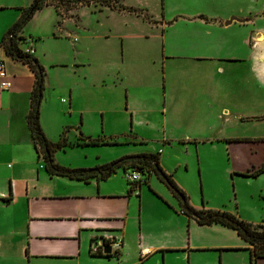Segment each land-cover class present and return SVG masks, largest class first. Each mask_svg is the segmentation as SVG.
<instances>
[{"label": "crops", "instance_id": "0c3cea01", "mask_svg": "<svg viewBox=\"0 0 264 264\" xmlns=\"http://www.w3.org/2000/svg\"><path fill=\"white\" fill-rule=\"evenodd\" d=\"M31 2L32 0H0V42L4 33L18 19L21 10L27 8ZM234 6L219 5L212 0H198L189 8H171L168 10L171 14L168 19L164 18L161 9L158 19L150 17L155 21L154 24H148L138 16L107 7L89 6L105 11L103 22L106 26L102 37L119 41L114 56L109 54L108 57V52L103 50L94 58L82 55L88 43L85 42L88 39L87 31L82 22L75 20L72 15L81 7L67 11L70 12L67 16L58 14L52 6H44L34 12L17 35L32 39L31 56L44 67L43 85L47 89H59L55 94L56 100L61 95L67 98L65 111H61L62 118L55 114L47 120L43 114L39 118V125L45 138L51 142L58 140L66 127H71L70 131L74 137V141L70 142L68 130L66 131L65 137L69 145L54 153L55 162L65 166L58 154L70 148L129 144L103 134L92 137L83 131L85 115L86 119H101L99 128L103 130V119L107 113H111L107 107L108 92L118 94L117 103L121 107L118 112H123L124 116L127 115L131 120L139 113L149 114L158 110L167 113L166 73L168 69L176 66H167L166 61L181 58L174 53H168L169 48L178 42L182 41V48L172 51L182 54V110L176 111L174 107L169 106L171 116H179L182 113V118L193 119L202 117L203 108L208 109V112L217 111L216 107L212 106L211 93L218 87L219 76L227 79L233 74L232 69H225L221 65L222 62L248 61L252 66L258 65L264 75V67L256 62L261 48L252 50L248 46L253 34L257 36L264 31L245 30L247 23L252 21L250 9L247 7L243 11L235 10ZM43 11L48 14H40ZM230 16H236L243 22L225 25ZM67 18L73 19L72 26ZM137 19L141 24H145L146 31L139 32L133 27ZM41 23H46L43 27L47 36L60 40L68 38L71 41V46L65 44V61H52L48 62L47 66L44 65L38 54V40L42 38L39 31ZM236 24L241 28L238 33L229 30ZM167 29L172 30L168 32ZM148 39H155L157 42L156 57L152 65H160L163 77V105L160 109L153 102H150L148 107L140 106L146 104L140 101L143 97L140 91L150 86L147 84L146 74L140 70V60H146L149 56ZM18 47L23 51L25 45L19 44ZM78 52L83 58L76 55ZM0 60L3 61L9 83L7 90L0 89V264H145L151 259L156 264H164L166 255L182 257V253L185 254L188 264L191 253L213 255L211 264H249L248 244L233 230L219 224L201 226L187 218L188 230L183 243L182 227L179 226L167 233L166 240L149 243L148 238L142 234L141 225L136 228L134 221L127 222V218L131 217H128V212L125 211L134 197L140 206V186L132 190L127 188L124 194L105 191L103 188V182L115 176L118 169L102 181L92 179L81 182L47 175L25 122L34 82L33 73L25 65L5 57L1 46ZM116 63L118 66L111 68L110 72L117 70L120 78L117 83L111 82L108 85L106 69ZM46 67L52 74L46 72ZM246 79L242 81L243 85L246 81L249 83ZM153 89L155 90V86ZM72 116L78 117V122H73ZM79 134L90 139H101L103 143L77 145ZM131 137L136 138L134 135ZM189 142L187 139L186 144ZM191 142L194 145L199 144L195 140ZM143 143L144 141L139 139L131 144ZM247 164L231 165L228 173L232 185L235 183L234 177H245L239 174L258 167H246ZM122 173L124 174V171ZM153 176L161 183L155 175ZM255 178L260 179L258 184L261 186L264 173ZM176 185L179 186L177 183ZM165 193L177 204L168 190ZM166 211L174 217L183 215L180 210L170 205ZM138 221L140 213L137 215V223ZM114 241L119 242L116 249L118 255L115 257L112 254L115 248L111 245ZM104 246L110 249L108 257L98 253ZM93 250L97 252L93 253ZM256 264H264V260L258 259Z\"/></svg>", "mask_w": 264, "mask_h": 264}, {"label": "rangeland", "instance_id": "374dc122", "mask_svg": "<svg viewBox=\"0 0 264 264\" xmlns=\"http://www.w3.org/2000/svg\"><path fill=\"white\" fill-rule=\"evenodd\" d=\"M117 1L123 6L145 11L152 19L159 18L161 9H163L164 18L168 19L171 16L168 10L171 8L182 7L185 9L189 8L194 2H198V0ZM212 1L224 6L235 5V10L243 11L248 7L252 21L247 23L245 30L262 29L264 31V0ZM97 6L98 4L95 5V7ZM98 9L81 7L72 13L75 20L81 21L83 28L87 31L88 39L85 42L88 43L82 55L86 57L90 55L94 58L104 50L108 52V57L109 54L114 56L116 44L118 45L119 41L102 37L106 26V23L103 22L105 11ZM59 10L64 11L63 7H60ZM69 13L63 12L66 16ZM182 13L184 12L182 11ZM40 14L46 15L48 12L43 11ZM137 20L133 27H136L139 32L146 31L145 24L143 23V25L139 19ZM67 21L71 26L74 24L72 18H67ZM43 26H46V23L39 25L40 37L42 38L38 40L40 48L38 54L44 65L47 66V63L52 61L63 59L65 61L67 56L65 44L68 43L71 46V41L68 38L60 40L47 36L46 29ZM237 26V24L233 25L229 30L238 33L241 28ZM167 30L171 32L172 29ZM147 43L150 47L147 51L149 56L146 60H140V70L146 74L145 78L150 86L140 91L143 95L140 101L146 103L140 106L148 107L150 102H153L160 109L163 105V97L161 96L163 77L159 68L160 65H152L156 57L157 42L155 39H148ZM248 46L252 50L257 47L261 48L256 62L264 67V33L257 36L253 34ZM177 48H182V41L170 47L168 53H174L181 58L166 61L167 66H176L168 69L166 73L167 101L165 105L167 113H162L159 110L149 114L139 113L135 119L131 120L127 115L124 116L123 112H118L121 110L120 105L117 103L118 94L108 92L107 107L111 113H107L103 119V130L99 128L101 119H86L87 116L85 115L83 131L89 133L92 137L102 136L103 134V136L115 137L119 142H129V144L114 147L98 145L70 148L58 154L59 159L65 163V166H60L85 169L107 164L125 156L143 153L157 154L160 168L164 173L171 175V178L179 185L178 187L183 191L193 208L220 210L230 213L242 221H250L248 223L253 225L264 224V181L259 186L260 179L234 177L235 183L232 185L230 173H228L233 164L248 163L246 166L248 167L249 165L259 166L264 162V142L257 141L264 138V75L258 65L252 66L253 64L248 61L240 63L222 62L221 65L225 69H232L233 74L227 79L219 76L218 87L216 90L213 89L211 93L212 106H215L217 111L208 112V109L203 108L202 117L193 119L182 118V113L179 116H171L169 106L174 107L176 111L182 110V54L173 52ZM78 54H76L78 57L83 58L80 52ZM117 66L116 63L106 69L108 85L111 82L117 83L120 78L119 74L116 73L117 70L110 72L111 68ZM46 72L52 74V71L47 67ZM246 78L249 83L246 81L243 85L242 81ZM154 86L155 90L153 89ZM57 90L59 89L56 87L52 90L43 85L39 118L43 114L47 120L55 114L57 117L62 118L61 111H65L67 98L65 95H61L56 100L55 94L59 92ZM71 118L73 122H78V117L72 116ZM68 120L70 121V119ZM135 123L137 124L135 125ZM64 129H68V140L73 142L74 137L70 131L71 127ZM83 131L80 130L82 135H84ZM131 135L136 138L133 139ZM139 139H142L144 143L141 145L131 144L137 140L139 141ZM187 139L190 141L188 144H186ZM232 139H243L245 141L228 143L224 141ZM193 140L199 144H192L191 141ZM129 172L130 170H127L123 174L121 169L118 168V173L115 176L103 182L105 191L117 194L126 193L128 186L126 185L125 174ZM139 188L141 189V196L139 197L141 204L140 206L137 204L135 197L129 203V208L125 211L128 212V217L131 218H127V222L134 221L136 228L141 225L142 234L148 238L149 243L162 242L168 238L167 233L172 228L182 227L183 243L188 230V220L185 215L179 214L174 217L166 211L169 205L176 210H179V207L166 195L167 189L164 185L159 183L152 175L147 179V183L140 184ZM157 197L160 199H157ZM168 202L170 204H167ZM138 213H140V221L137 223ZM189 221L191 222V219ZM143 256L144 254H142ZM212 261L213 255L211 254L191 253L189 264H211ZM10 264L16 263L11 262ZM145 264H156V262L151 259L147 260ZM164 264H188V261L184 253H182V257L168 254Z\"/></svg>", "mask_w": 264, "mask_h": 264}, {"label": "trees", "instance_id": "16d2710c", "mask_svg": "<svg viewBox=\"0 0 264 264\" xmlns=\"http://www.w3.org/2000/svg\"><path fill=\"white\" fill-rule=\"evenodd\" d=\"M98 4L100 7H107L110 10L124 12L140 17L148 24H154L150 16L141 9L126 7L118 3L117 0H32L31 4L22 9L16 22L4 33L1 38L0 46L4 56L25 65L34 76L33 87L29 95V110L25 116V122L29 131L31 140L40 157L47 175L53 177H63L68 180L88 182L92 179L102 181L110 177L116 169L122 171L130 170L139 174L137 182L128 183L129 190L138 188L140 184H146L151 174L166 187L170 194L176 199L180 213L188 219H192L196 224L201 226H210L219 224L223 227L233 230L236 235L249 246V264H256V260H264V224L253 225L242 221L234 215L220 210H205L193 208L186 198L183 191L176 185L171 175L162 171L159 166L157 154H136L122 157L118 160L107 164L98 165L93 168H66L58 165L54 160V153L63 150L69 143L66 141L64 129L58 140L51 142L47 140L39 125V106L42 100L44 68L31 55L22 52L18 45L22 38L17 34L22 27L29 21L34 12L44 6H52L61 15L63 12L72 11L78 7H89ZM63 7L64 11L59 10ZM77 145H98L103 143L101 139H90L82 137L79 134ZM225 142H243V139L224 140ZM257 141L264 142V138ZM264 173V162L257 168L239 174L240 176L255 178ZM106 257L110 254L104 255Z\"/></svg>", "mask_w": 264, "mask_h": 264}, {"label": "built area", "instance_id": "2783aa9c", "mask_svg": "<svg viewBox=\"0 0 264 264\" xmlns=\"http://www.w3.org/2000/svg\"><path fill=\"white\" fill-rule=\"evenodd\" d=\"M20 44L25 45V48L22 52L28 55L32 54L33 50H32V39L31 38H22ZM8 88H9V83L7 81L6 74L4 71V64H3V61L0 60V89L7 90ZM125 177L128 183L137 182L139 180V174L134 171L126 173ZM111 245L115 248V251L112 253L113 256L115 257L118 255L116 249H118L119 247V242L114 241ZM102 251L103 250L100 249L98 252L99 254L104 255ZM96 252H97L96 250H93V253H96Z\"/></svg>", "mask_w": 264, "mask_h": 264}, {"label": "water", "instance_id": "95a60500", "mask_svg": "<svg viewBox=\"0 0 264 264\" xmlns=\"http://www.w3.org/2000/svg\"><path fill=\"white\" fill-rule=\"evenodd\" d=\"M231 22H243V20L238 19V18H236V17H230V18L225 22V25H228V24H230ZM102 252H103L104 255L109 254V252H110L109 247H108V246H104Z\"/></svg>", "mask_w": 264, "mask_h": 264}, {"label": "flooded vegetation", "instance_id": "af4514ba", "mask_svg": "<svg viewBox=\"0 0 264 264\" xmlns=\"http://www.w3.org/2000/svg\"><path fill=\"white\" fill-rule=\"evenodd\" d=\"M99 253V252H98Z\"/></svg>", "mask_w": 264, "mask_h": 264}]
</instances>
